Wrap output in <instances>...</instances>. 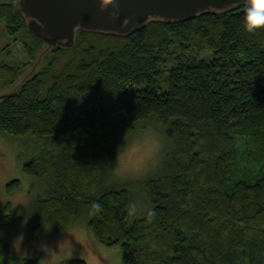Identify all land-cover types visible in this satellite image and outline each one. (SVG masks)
Wrapping results in <instances>:
<instances>
[{"label":"trees","instance_id":"obj_1","mask_svg":"<svg viewBox=\"0 0 264 264\" xmlns=\"http://www.w3.org/2000/svg\"><path fill=\"white\" fill-rule=\"evenodd\" d=\"M245 11L246 2L149 20L127 34L78 29L72 46L58 47L34 36L18 3H0L6 46L19 43L29 64L51 48L40 70L0 93V134L34 146L22 168L39 185L29 243L86 213L89 234L118 246L121 264H264V30L246 32ZM25 64L0 63V90ZM145 119L168 145L159 170L94 194L123 130ZM138 199L152 214L130 222ZM11 214L10 202L0 207V219L22 224ZM5 257L0 239V264L41 256Z\"/></svg>","mask_w":264,"mask_h":264},{"label":"rangeland","instance_id":"obj_2","mask_svg":"<svg viewBox=\"0 0 264 264\" xmlns=\"http://www.w3.org/2000/svg\"><path fill=\"white\" fill-rule=\"evenodd\" d=\"M7 2L17 4L19 0H0V3ZM2 30L3 24L0 23V63L8 65L25 64L27 57L21 45L16 42L6 46L7 41L3 37ZM50 51L51 48L47 44H43L34 61L22 65L18 79L9 88L1 89L0 93L16 90L25 78H29L40 70L46 64ZM202 53L192 49L189 54L191 57H196ZM167 147L165 140V150L161 155L160 162L147 176L121 178L114 176L111 169L105 168L100 182L93 189V193L98 194L107 188L141 181L153 175L159 170ZM33 151L32 143H22L20 140L10 139L0 134V207L10 202L12 205L11 218L20 216L23 219L20 225L14 224L13 219H0V239L6 242L9 257H7L8 259L3 258L2 261L8 263L11 259V262L18 263L25 257L41 256L40 264H68L69 260L75 258L84 260L87 264H121L118 246L106 245L89 234L86 228V213H81L72 226L62 235L50 237L40 233L34 243H29L27 228L36 223L34 200L39 185L34 183L31 177L25 175L22 168L23 164L31 159ZM13 180H18L19 186L8 190V184ZM140 215L129 214L128 220L131 222Z\"/></svg>","mask_w":264,"mask_h":264},{"label":"water","instance_id":"obj_3","mask_svg":"<svg viewBox=\"0 0 264 264\" xmlns=\"http://www.w3.org/2000/svg\"><path fill=\"white\" fill-rule=\"evenodd\" d=\"M246 0H19L27 28L52 46H72L78 29L127 34L149 20L181 21Z\"/></svg>","mask_w":264,"mask_h":264},{"label":"clouds","instance_id":"obj_4","mask_svg":"<svg viewBox=\"0 0 264 264\" xmlns=\"http://www.w3.org/2000/svg\"><path fill=\"white\" fill-rule=\"evenodd\" d=\"M243 29L248 33L264 30V0H246ZM164 150V133L157 124L147 119L133 121L116 145L111 172L121 178L147 176L159 164ZM128 211L130 215L139 211L152 214L146 201L139 199L130 203Z\"/></svg>","mask_w":264,"mask_h":264}]
</instances>
